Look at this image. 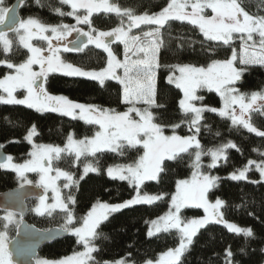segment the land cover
Instances as JSON below:
<instances>
[{"label":"snow or ice","instance_id":"snow-or-ice-1","mask_svg":"<svg viewBox=\"0 0 264 264\" xmlns=\"http://www.w3.org/2000/svg\"><path fill=\"white\" fill-rule=\"evenodd\" d=\"M3 0H0V5ZM39 7L44 5L35 0ZM27 5V0H19V6ZM59 5L51 10L59 17H71L75 24H48L29 15L27 18L17 16L14 8L0 6V25L6 20L8 28L15 34V39L0 31V67L6 69L0 76V104L22 105L40 113H57L84 123L97 126L93 135L76 139L68 134L63 147L51 144H38L34 137L38 134L33 124L26 129L23 139L31 150L23 163L13 162L11 155L0 157V169L12 171L21 183L33 184L26 173H35L38 180L35 187L43 189V195L36 197L39 201L33 211L40 216H52L59 209L63 223L51 236L61 234L74 238L75 248L71 255L58 260L35 257V264H101L94 255L101 249L96 241L103 237L108 239L100 229L110 223V217L135 205L152 204L164 199L166 194L151 195L143 193L147 181L161 180V173L167 171L166 161L176 164L187 163L191 169V179H179L175 183V192L170 196L169 211L154 220L145 221L149 225L147 236H157L161 232L175 231L178 244L162 251L155 259H145L143 264H183L182 257L194 243L200 229L210 224L222 225L227 232L245 238V245L239 251L248 255L249 239H255L252 228L239 227L225 219L222 209L225 201L210 194L219 187L222 180L247 181L250 184L264 185V159H249L243 167L231 172L227 177L213 175L211 170L228 161V151L234 149L243 154L239 145L231 140L222 142L214 148L205 149L199 139L202 130L208 126L203 123L205 113H214L230 121V129H244L256 137L264 138V130L255 126L251 113L259 111L264 115V89L244 93L240 91L244 75L253 66L264 68V10L258 8L255 14L245 10L239 0H168L158 13L136 15L131 9L121 8L109 0H59ZM30 6V5H28ZM66 6L70 11H64ZM210 10L211 14H207ZM114 13L120 23L111 30H98L92 25L94 13ZM11 13V15H9ZM171 21L186 22L193 29H198L203 36L199 41L205 64L193 63L162 64L160 51L166 46L165 33ZM86 25L88 30L82 27ZM141 25L148 26L143 30ZM133 29H140L135 34ZM76 33V38L68 37ZM257 37L259 38L257 40ZM84 38V39H81ZM239 39V52L234 46ZM33 40L43 42L40 46ZM53 41L56 43L54 44ZM209 42V43H205ZM197 41H192L196 44ZM122 45L123 59L112 47ZM14 45L26 49L25 58L16 62L13 58ZM89 45L106 54V66L99 71L84 70L61 59L63 52H81ZM183 49V44L178 45ZM218 49H230L224 59H218ZM193 51H195L193 49ZM38 67V70L36 68ZM161 68L167 70L166 82L179 90L177 108L180 117L175 122H157L154 109H166V95L162 99L158 90V73ZM59 73L66 77H83L95 81L104 91L108 82L119 85L118 104L123 110L71 101L63 95H51L46 82L49 74ZM23 90L22 98L16 95ZM214 92L221 101V107L209 106L201 93ZM185 127L186 135H180L177 129ZM166 129L171 134H166ZM220 135L219 132L216 133ZM5 147L0 144V149ZM142 149V154L133 163L99 167L97 154L114 153L118 156L127 150ZM258 151V149H253ZM264 158V152H258ZM93 157L95 163H84L83 180L88 173L107 175L111 180L126 181L136 195L121 203H106L97 200L83 215H77L76 197L72 189L78 185L71 171L63 170L54 162L68 158L69 167L77 166L81 157ZM208 157L205 165L203 158ZM259 173V180H250L248 173ZM207 169V171H205ZM54 173V174H53ZM63 179V189L68 193L62 196L61 186L57 181ZM52 193L53 203L48 204V192ZM202 209L204 215L199 218H185L182 210ZM253 218L264 223V216ZM15 213L7 211L0 218L3 230H0V264H14V253L9 248V225L15 223ZM51 236L49 238H51ZM264 243V242H262ZM129 248L132 245L128 246ZM30 249L18 247L15 255L23 256ZM264 257V247L254 249ZM127 252L124 258L104 261L103 264H137ZM223 264H239L231 245L219 256Z\"/></svg>","mask_w":264,"mask_h":264},{"label":"trees","instance_id":"trees-1","mask_svg":"<svg viewBox=\"0 0 264 264\" xmlns=\"http://www.w3.org/2000/svg\"><path fill=\"white\" fill-rule=\"evenodd\" d=\"M15 0H4V5H10ZM110 3L119 5L121 8H128L136 15L158 13L168 0H109ZM245 7V10L255 14L258 8L264 10V0H239ZM43 7L35 4V0H27V5L20 8L21 17L29 15L40 19L48 24L67 23L75 24L71 17H59L51 9L59 5V0H41ZM30 5V6H28ZM64 11H70L63 6ZM207 14H211L208 10ZM92 25L98 30H111L120 23V18L114 13H94L91 17ZM88 30L86 25L80 26ZM143 30H148V26L141 25ZM135 34H140V29H133ZM259 38L257 37V40ZM166 46L160 51V61L162 64L176 63H193L197 66L205 64L204 57L199 55L201 45L199 41L203 36L198 29H193L186 22L171 21L165 33ZM192 41H197L192 44ZM209 43V42H205ZM235 43H239L235 41ZM183 44V49L178 45ZM17 46L14 45L13 58L16 62L25 58L26 50L19 48V54H15ZM193 49L195 51H193ZM226 52L230 55V49H218L216 58L224 59ZM0 58H3L0 54ZM63 59L84 69H101L106 64V54L95 47H87L77 53L63 54ZM6 69L0 67V76ZM167 70L161 68L158 73L157 86L163 99L166 95V109H154L157 115V122L168 123L175 122L180 117L179 110L176 106L179 98V90L173 85L166 82ZM109 88L104 91L99 87L97 82L85 78L66 77L63 75L53 74L48 77L46 88L54 94L65 95L72 101L82 102L85 104H95L103 107L117 108L123 110L124 105L118 104L117 93L119 85L113 81L108 82ZM264 89V68L253 66L244 75L243 82L240 85V91L251 93ZM205 96V103L209 106L220 107V98L214 92L204 91L201 93ZM252 122L255 126L264 130V115L259 111L251 113ZM208 127L202 130L199 137L205 149L214 148L222 142L228 140L239 145L243 154L234 149L228 151V161L220 162V166L212 169L213 175L227 177L231 172L243 167L247 160L252 159L259 161L264 159L259 156L258 152H264V138L256 137L244 129H230V121L222 119L214 113H205L203 121ZM33 124L37 127V135L34 140L37 143L64 146L68 134H73L76 139H83L93 135L97 126L89 125L79 119H72L61 116L57 113H39L33 109L21 105H2L0 104V144L8 155L13 157L14 161L23 162L27 158L30 146L24 141L26 129ZM178 134L186 135L187 129L182 127L177 129ZM220 135L217 136L216 133ZM166 133H170L166 129ZM258 151H253V149ZM142 154V149L127 150L123 156L114 153L97 154L99 156V167L106 169L108 166L118 164L133 163L138 156ZM206 165L209 162L208 157L203 158ZM84 163H95L93 157H81V162L77 166L69 167L68 158L65 157L56 161L55 165L63 170L71 171L74 179L79 183L72 189V194L76 197L75 205L77 215H83L97 200L106 203H121L131 199L135 192L130 188L126 181L111 180L107 175H98L88 173L83 180L79 177L82 174ZM168 165L167 171L161 173V180L147 181L143 186L142 192L148 194H166L164 199L158 200L152 204L135 205L132 208L124 209L121 213L114 214L110 217V223L102 226L100 231L108 237H101L96 241L97 246L101 249L94 253L96 259L103 264L104 261H113L125 257L127 252L133 253V259L137 264H143L145 259H155L162 252L178 244V237L175 231L171 233L162 232L157 236L149 238L147 236L148 224L150 221L169 208L170 196L175 192V183L179 179H187L191 175V169L187 163L176 164L171 161L165 162ZM207 171V169H205ZM32 179L35 177L31 175ZM250 180H258L259 175L253 169L248 173ZM17 178L13 172L0 169V193L17 188ZM210 198L214 201L221 198L225 201V207L222 209L225 219L229 222L236 223L239 227L252 228L256 238L249 239V247L246 248L248 255L239 251L245 245V238L237 236L218 224H210L199 230L194 243L189 246V250L182 257L183 264H223L219 256H222L224 250L231 245L235 253V259L239 264H263L264 257L259 251H253L264 247V223L260 219L253 218L249 213H254L256 217L264 216V185L250 184L247 181L222 180L219 187L215 189ZM36 201L27 202L29 211L26 216L28 223L35 225L40 229H47L53 226H60L63 223L62 214L54 211L52 216L36 215L32 213L31 208ZM0 212V218L3 217ZM185 218H199L204 215L202 209H185L182 210ZM0 222V230H2ZM15 227L9 226L8 234L11 238L14 235ZM132 245L131 248L128 246ZM74 238L71 236L60 238L51 244L45 245L39 251L38 257L57 259L72 254L75 248Z\"/></svg>","mask_w":264,"mask_h":264},{"label":"water","instance_id":"water-1","mask_svg":"<svg viewBox=\"0 0 264 264\" xmlns=\"http://www.w3.org/2000/svg\"><path fill=\"white\" fill-rule=\"evenodd\" d=\"M9 9L14 8L17 16L20 15L19 0L12 2ZM11 15V13H9ZM0 31L6 33L11 32L8 28V22L0 25ZM74 37L73 39H75ZM73 39H68L69 41ZM84 39V38H81ZM4 149H0V157L7 156ZM43 189L37 188L35 185H25L17 187L0 193V212L4 213L11 211L19 219V223L15 226L13 237L10 239L9 248L13 251L14 264H35L33 253L35 257L39 256V251L45 245L51 244L54 241L67 237L68 235L61 234L59 236H51L54 230L59 229L60 226H53L47 229H40L26 220L29 207L27 202L30 200L37 201L39 195H43ZM51 236V238H49ZM30 249L27 255L17 256L15 252L17 248Z\"/></svg>","mask_w":264,"mask_h":264},{"label":"rangeland","instance_id":"rangeland-1","mask_svg":"<svg viewBox=\"0 0 264 264\" xmlns=\"http://www.w3.org/2000/svg\"><path fill=\"white\" fill-rule=\"evenodd\" d=\"M0 6H2V7H5V8H8V5H4V0H3V4L2 5H0ZM27 18V17H26ZM85 31H87V30H85ZM102 31H104V30H102ZM107 31V30H106ZM8 34V36L9 37H12L13 39H15V34L13 33V32H9V33H7ZM236 41H238L239 43H235V47L237 48V51L239 52V47H240V41H239V39H237ZM32 43L34 44V45H36V46H40L43 42H39V41H36V40H33L32 41ZM94 47V46H93ZM112 47L114 48V50L117 52V54L119 55V58L120 59H123V55H122V48H123V46L122 45H117V44H113L112 45ZM26 50V49H25ZM100 50V49H99ZM102 51V50H101ZM61 52H63V50L61 49ZM61 59L62 60H64L63 59V55H61ZM20 62V61H19ZM66 62H68V61H66ZM69 63V62H68ZM74 66H76V65H74ZM105 66H106V64H105ZM104 66V67H105ZM76 67H78V66H76ZM259 67V66H258ZM84 69V68H83ZM36 70H38V67L36 68ZM84 70H96V71H99L100 69H84ZM53 74H58V75H61V74H59V73H51V74H49V76L50 75H53ZM78 78H83V77H78ZM86 79V78H85ZM49 92V91H48ZM51 95H62V94H54V93H51V92H49ZM24 94H26V93H24L23 92V90H18L17 91V93H16V95L18 96V97H20V98H22L23 97V95ZM63 96H65V95H63ZM66 97V96H65ZM72 101V100H71ZM74 102H77V101H74ZM221 102V101H220ZM78 103H82V102H78ZM22 106V105H21ZM25 107V106H24ZM220 107H221V104H220ZM34 110V109H33ZM40 113V112H39ZM66 117H68V116H66ZM69 118H71V117H69ZM80 120V119H79ZM82 121V120H81ZM84 122V121H83ZM166 134H171V133H166ZM36 142V141H35ZM27 143V142H26ZM37 143V142H36ZM28 144V143H27ZM38 144H42V143H38ZM29 145V144H28ZM30 146V145H29ZM60 147H62V146H60ZM31 150V146H30V149H29V151ZM13 162H15V163H23V162H17V161H14L13 160ZM55 163V162H54ZM82 173H83V166H82ZM254 169V168H253ZM1 170H4V171H9V170H5V169H1ZM10 172H12V171H10ZM14 173V172H13ZM258 173V172H257ZM15 174V173H14ZM54 174V173H53ZM26 175L28 176V178L30 179V180H32L33 181V184H24L23 186H25V185H35V181H37L38 180V176L35 174V173H26ZM31 175H33L35 178L34 179H32V177H31ZM258 175H259V173H258ZM15 176H16V174H15ZM17 178V177H16ZM187 179H191V175H190V177L189 178H187ZM260 179V177L258 178V180ZM63 183H64V181H63V179H61L60 181H57V184L59 185V186H61V189H62V196H64V195H66L67 193H68V189H63L62 188V185H63ZM17 185H18V187H21V183H20V181L18 180V178H17ZM48 197H49V199L47 200V203L48 204H51V203H53V201H52V199H51V197H52V193H51V191H49L48 192ZM135 195H136V193H135ZM134 195V196H135ZM151 195H154V194H151ZM133 196V197H134ZM132 197V198H133ZM102 202V201H101ZM155 202H157V201H155ZM214 202V201H213ZM38 203H39V201L37 200V202H35L34 203V206L31 208V211H32V213H34V214H36L34 211H33V209L38 205ZM55 211H59V209H57V210H55ZM169 211V208H168V210L166 211V212H164L162 215H160V216H163V215H165L167 212ZM54 212V211H53ZM6 214V212H4V214H3V216ZM37 215V214H36ZM45 215H47L46 213H45ZM159 217V216H158ZM157 218V217H156ZM156 218H154V219H156ZM154 219H152V220H154ZM14 220H15V223H12V224H10L9 226H13V228L19 223V219H18V217L15 215L14 216ZM151 221V220H150ZM148 227H149V225H148ZM3 230V229H2ZM174 231V230H173ZM162 233V232H161ZM8 238H9V240L11 239V236L8 234ZM177 246V245H176ZM71 255V254H70ZM63 257H65V256H63ZM63 257H60V258H57V259H48V258H43V257H39L40 259H48V260H58V259H61V258H63ZM158 257V256H157ZM122 258H124V257H121V258H118V259H122ZM118 259H116V260H118ZM114 261V260H113ZM109 262H111V261H109ZM263 264H264V262H263Z\"/></svg>","mask_w":264,"mask_h":264},{"label":"flooded vegetation","instance_id":"flooded-vegetation-1","mask_svg":"<svg viewBox=\"0 0 264 264\" xmlns=\"http://www.w3.org/2000/svg\"><path fill=\"white\" fill-rule=\"evenodd\" d=\"M74 37H76V33H73L72 36L68 37V39H73ZM53 43L55 44L56 42L53 41ZM92 45H89L88 47H91ZM93 47V46H92ZM86 49V48H85ZM84 50V49H83ZM67 53H74V52H67ZM66 54L65 52H61L60 55Z\"/></svg>","mask_w":264,"mask_h":264}]
</instances>
